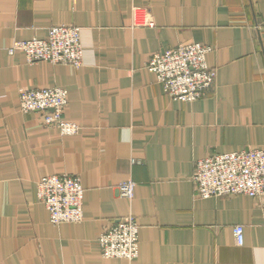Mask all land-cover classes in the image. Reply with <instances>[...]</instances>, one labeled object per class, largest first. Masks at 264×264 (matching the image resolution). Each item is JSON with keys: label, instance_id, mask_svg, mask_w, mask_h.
Returning <instances> with one entry per match:
<instances>
[{"label": "crops", "instance_id": "crops-1", "mask_svg": "<svg viewBox=\"0 0 264 264\" xmlns=\"http://www.w3.org/2000/svg\"><path fill=\"white\" fill-rule=\"evenodd\" d=\"M81 28L83 64L29 63L18 40ZM211 47L212 89L171 98L147 67L181 43ZM68 90L62 135L20 108V90ZM264 148V0H0V264H264V195L200 198L198 159ZM78 176L84 220L52 224L37 183ZM136 183L134 197L118 192ZM132 215L134 260L106 259L98 238ZM244 226L238 244L234 226Z\"/></svg>", "mask_w": 264, "mask_h": 264}, {"label": "built area", "instance_id": "built-area-1", "mask_svg": "<svg viewBox=\"0 0 264 264\" xmlns=\"http://www.w3.org/2000/svg\"><path fill=\"white\" fill-rule=\"evenodd\" d=\"M211 47L200 42L181 43L156 53L147 67L173 99L193 102L209 92L215 84L217 70L209 66L207 54ZM9 54L23 52L29 63L47 61L83 64L84 48L81 28L76 25H54L47 37L15 41ZM69 103L68 90L60 87L20 90V108L39 112L46 126L57 128L62 135L79 133L78 123L65 120ZM195 196L200 198L264 195V148L215 153L195 162L193 175ZM121 197L132 199L136 183L125 180L117 186ZM85 188L78 176L53 174L37 183V197L49 212L52 224L78 223L84 220ZM244 226H234L238 244L244 243ZM101 255L106 259L134 260L140 253V226L132 215L107 227L98 238Z\"/></svg>", "mask_w": 264, "mask_h": 264}]
</instances>
